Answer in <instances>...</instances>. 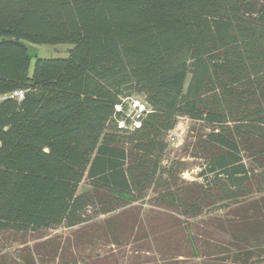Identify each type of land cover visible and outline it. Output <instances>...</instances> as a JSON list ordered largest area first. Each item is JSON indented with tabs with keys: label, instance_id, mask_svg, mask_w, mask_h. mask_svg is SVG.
<instances>
[{
	"label": "trees",
	"instance_id": "trees-1",
	"mask_svg": "<svg viewBox=\"0 0 264 264\" xmlns=\"http://www.w3.org/2000/svg\"><path fill=\"white\" fill-rule=\"evenodd\" d=\"M0 38V238L76 228L90 206L109 216L152 192L185 219L173 258L264 264V0H0ZM25 42L72 47L29 74ZM132 95L151 112L124 133L114 105ZM180 117L208 128L200 181L160 168ZM103 224L120 243L125 225ZM9 263L35 264L31 251Z\"/></svg>",
	"mask_w": 264,
	"mask_h": 264
},
{
	"label": "rangeland",
	"instance_id": "rangeland-1",
	"mask_svg": "<svg viewBox=\"0 0 264 264\" xmlns=\"http://www.w3.org/2000/svg\"><path fill=\"white\" fill-rule=\"evenodd\" d=\"M24 44L30 55L29 74L36 58H65L72 47L69 44ZM122 94L128 93L124 90ZM207 131L208 128L202 124L193 123L186 117L178 118L173 128L160 138L165 144L160 168L186 182L200 181L197 173L200 171L202 160L195 158L193 154L197 152L198 139ZM86 189L87 179H84L79 191ZM225 206V203H218L211 208L218 213L213 216L222 217L220 220L231 219L233 215L228 213L229 209H223ZM85 215L87 222L76 228L62 226L26 237H1L0 252L6 256L7 264L16 262L30 251L35 264H203V260L188 255L173 258L174 249L180 243L181 222L185 219L173 208L162 207L152 192L144 199L135 201L109 216H96L95 208L91 206ZM208 217L210 216L205 211L200 217L188 220L192 235L202 228L203 222L200 220ZM107 218L119 220V224L126 227V233L118 244L114 241L119 237L111 236L103 229V222ZM132 224L135 229L130 235L129 225ZM102 232L106 236L101 237ZM47 240L49 245L53 246L52 249L39 252L45 243L43 241ZM27 248L29 252L26 251Z\"/></svg>",
	"mask_w": 264,
	"mask_h": 264
},
{
	"label": "built area",
	"instance_id": "built-area-1",
	"mask_svg": "<svg viewBox=\"0 0 264 264\" xmlns=\"http://www.w3.org/2000/svg\"><path fill=\"white\" fill-rule=\"evenodd\" d=\"M11 97L22 99L23 92L15 91ZM7 96H0V100ZM116 114H120L117 119V129L124 133H130L141 127L143 119L151 112L149 104L141 95H134L120 98V101L114 105Z\"/></svg>",
	"mask_w": 264,
	"mask_h": 264
}]
</instances>
